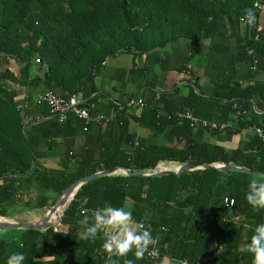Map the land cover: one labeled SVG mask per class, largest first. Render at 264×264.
Instances as JSON below:
<instances>
[{
  "label": "trees",
  "instance_id": "1",
  "mask_svg": "<svg viewBox=\"0 0 264 264\" xmlns=\"http://www.w3.org/2000/svg\"><path fill=\"white\" fill-rule=\"evenodd\" d=\"M258 0H0V217L8 219L18 209H50L70 185L83 177L121 167L131 171L154 170L161 162L180 164H227L264 175V141L255 131H264V114L252 110L249 102L262 98L263 88H232L226 114L235 115L233 105L245 112L236 117L235 128L214 132L249 134L244 147L228 150L192 140L193 127L175 117H157L144 111L140 122L172 132L185 139L186 146L137 150L133 154H112L101 163L86 156L74 158V166L62 171L45 169L37 162L40 143L27 139L24 129L29 113L16 102L12 87L37 85L42 79L62 90L64 97L75 92L84 96V84L92 80L105 59L121 52L146 53L164 47L168 41L185 38L193 49L206 24L214 19L236 16L244 20L246 10ZM246 46L254 54L263 51L261 32ZM19 70L15 73V70ZM145 104V102H144ZM37 105V104H36ZM41 115H49L48 108ZM261 110L262 107H259ZM147 109V108H146ZM217 123V122H216ZM253 134V135H252ZM49 147V144L47 145ZM264 176L220 172L215 168L187 171L180 176L158 178L104 175L85 183L63 213L60 226L42 230H11L0 235V264L13 251L27 255L26 264H105L106 255L97 252L101 239L81 240L85 218L104 202L120 207L133 201L134 218L148 227L154 237L149 252L136 264H242L251 262L244 250L254 226L264 222V211L256 212L245 194L250 179ZM38 196L28 199V188ZM234 200L227 208L223 197ZM49 199H52L49 204ZM252 225L253 227H247ZM7 232H12L9 234ZM153 251L156 256L150 258ZM136 259L133 253L120 258Z\"/></svg>",
  "mask_w": 264,
  "mask_h": 264
},
{
  "label": "crops",
  "instance_id": "2",
  "mask_svg": "<svg viewBox=\"0 0 264 264\" xmlns=\"http://www.w3.org/2000/svg\"><path fill=\"white\" fill-rule=\"evenodd\" d=\"M256 24L261 27L264 46V0ZM251 41L252 25L230 16L209 21L193 49L187 39L180 37L146 53L121 52L106 58L100 69L92 73L91 82L84 84L86 93L89 92L85 97L94 104V113L102 117L89 125L74 116L59 124L53 116L41 115L46 108L36 105L38 96L48 92L64 95L45 79L37 85L12 87L17 91L18 106L29 113L24 126L27 139L39 141L41 146L37 162L45 169L62 171L65 166L72 168L74 158L80 156L101 163L112 154L130 155L148 147L182 149L186 141L177 135L184 132H172L169 126L158 130L146 126L145 122L142 124L139 118L144 111L154 109L157 117L166 121V118L172 119L174 112L189 108L199 120L226 124L234 129L235 115L225 113L226 105L234 98L229 97L232 88H263L262 98L251 99L249 105L258 114H264V47L251 60L253 49L250 52L246 48ZM16 72L19 75L18 69ZM131 98L142 99L144 107L120 110L119 106ZM193 129L192 140L228 150L243 148L249 136L246 131L235 135L226 132L221 134L224 140L218 141L214 132ZM184 165L161 162L147 172H177ZM109 175L127 176L121 170ZM27 194L34 202L38 191L32 186ZM32 194H35L33 199L30 198ZM48 202L51 204L52 199ZM132 204L133 201L127 199L124 205L132 209ZM242 264L251 262L244 260Z\"/></svg>",
  "mask_w": 264,
  "mask_h": 264
},
{
  "label": "clouds",
  "instance_id": "3",
  "mask_svg": "<svg viewBox=\"0 0 264 264\" xmlns=\"http://www.w3.org/2000/svg\"><path fill=\"white\" fill-rule=\"evenodd\" d=\"M244 20L248 24L255 22L256 13L252 8L246 10ZM245 197L254 211H264V179H250ZM85 225L79 234L80 239L92 242L101 239L103 242L97 252L106 255L105 264H120V258L128 257L129 253H133L136 259H125L124 264H136L137 259L149 252L154 240L151 230L134 218L128 205L116 207L104 202L92 211L90 217L85 218ZM244 250L251 254V264H264V222L254 226ZM27 258L25 252L13 251L8 255L6 264H26Z\"/></svg>",
  "mask_w": 264,
  "mask_h": 264
},
{
  "label": "built area",
  "instance_id": "4",
  "mask_svg": "<svg viewBox=\"0 0 264 264\" xmlns=\"http://www.w3.org/2000/svg\"><path fill=\"white\" fill-rule=\"evenodd\" d=\"M262 1L258 0L255 2L254 7L257 10H260L262 7ZM243 21V19H241ZM253 28L255 30L254 40H258V35L261 32V27L256 24V20L253 24ZM103 62L102 64H104ZM35 103L37 105H45L48 108V112L50 116H53L59 124H64L69 116H74L75 118L83 120L86 125L93 123L94 121H98L100 116H97L94 113V104L90 99L86 98L81 92H75L68 97L57 96L53 93L42 94L37 97ZM143 108L144 101L140 98H131L126 100L122 105L119 106V109L122 108ZM233 109L235 112V117L244 116L245 112L241 111V109L237 106V104L233 105ZM171 116H168L170 118ZM177 120H185L188 121L191 127L201 128L203 130L209 132H224L228 129V125L226 124H218L216 122H209L206 120L197 119L192 110L182 109L174 112L173 116ZM255 134L258 138L264 141V131L262 128H257ZM223 204L225 207L230 208L234 205V200L229 197H223ZM156 256V254L151 251L149 253V257L152 258ZM180 264H187L186 262H181Z\"/></svg>",
  "mask_w": 264,
  "mask_h": 264
},
{
  "label": "water",
  "instance_id": "5",
  "mask_svg": "<svg viewBox=\"0 0 264 264\" xmlns=\"http://www.w3.org/2000/svg\"><path fill=\"white\" fill-rule=\"evenodd\" d=\"M204 168H215L220 172L226 173V172H237V173H244L249 175H260L264 176L261 173H257L248 169L239 168L230 166L227 164H216V165H195V164H185L182 166V168L177 172H158V173H148V172H132L128 169H124L121 167L115 168L113 170H105L100 171L95 174H92L87 177H83L70 185L66 190L62 192V194L56 199L54 205L47 209V211L44 214V217L41 221L32 223V224H19L16 222H7L3 220L2 217H0V230L5 231H11V230H42L46 231L50 228H56L60 225L61 217L63 213L68 209L71 201L77 194L78 190L89 180H92L93 178L109 175L112 172H115L117 170L123 171L127 176H133V177H140V178H158L162 176H168V175H176L180 176L183 172L192 171L196 169H204Z\"/></svg>",
  "mask_w": 264,
  "mask_h": 264
},
{
  "label": "rangeland",
  "instance_id": "6",
  "mask_svg": "<svg viewBox=\"0 0 264 264\" xmlns=\"http://www.w3.org/2000/svg\"><path fill=\"white\" fill-rule=\"evenodd\" d=\"M30 198H32V199L35 198V194H32V196ZM46 211H47V209L37 210V211H29V210L20 208L10 218H8L6 220L3 219V220L7 221V222H16L19 224H32V223H36V222L41 221L42 217H44L43 215L45 214ZM5 233H6L5 230H0V235H3ZM7 233L13 234L12 232H7Z\"/></svg>",
  "mask_w": 264,
  "mask_h": 264
}]
</instances>
